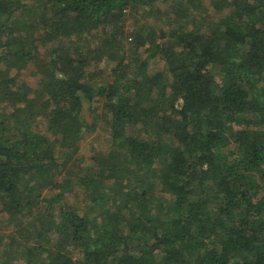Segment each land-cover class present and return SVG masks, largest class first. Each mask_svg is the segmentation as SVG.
<instances>
[{
  "label": "trees",
  "instance_id": "16d2710c",
  "mask_svg": "<svg viewBox=\"0 0 264 264\" xmlns=\"http://www.w3.org/2000/svg\"><path fill=\"white\" fill-rule=\"evenodd\" d=\"M20 261L264 264V0H0V264Z\"/></svg>",
  "mask_w": 264,
  "mask_h": 264
},
{
  "label": "rangeland",
  "instance_id": "374dc122",
  "mask_svg": "<svg viewBox=\"0 0 264 264\" xmlns=\"http://www.w3.org/2000/svg\"><path fill=\"white\" fill-rule=\"evenodd\" d=\"M166 6L165 4L163 3H160L159 4V7L158 9L159 10H162L164 9ZM141 11V13H137V17L138 18H141V20L143 22H140V25L137 24V22H135L133 19L129 18L127 19V21L125 22V28L127 30V33L128 35H132L134 31H132V26L135 24H137V27L135 28H138L140 29L141 27H144L142 30H149L153 27H156L155 24H153V22H156L158 23V21L156 20V15L154 14L153 16L151 14H146V7H142L139 9ZM129 11L128 9L126 10V12ZM213 11L211 10V13ZM199 18L200 19V16L198 17L196 14H194V18ZM135 23H134V22ZM152 22V23H151ZM94 40H98V37L95 36L94 37ZM133 40L127 36L124 38L123 40V50L125 52V58L126 59H129L132 54L136 51H139L141 53H144V48L142 46H140L139 48H134L133 49V44H132ZM42 52L44 50H41ZM90 65L94 66L93 70H97L99 72H102V73H106L108 72V69L110 70V68L114 65V62H106L105 59L103 60H100V61H95V60H92V62L90 63ZM164 66V62L162 60H160L159 58H154V59H150L149 60V69L150 71H153L155 68H158V69H161L162 67ZM31 69H25L22 73H20V76L19 78L22 79V80H27L30 84H34L35 81H36V78L37 76L34 75L33 73H31L30 71ZM108 75V74H107ZM88 109L87 107H85L84 110ZM87 112V110H86ZM105 138H106V133L100 128V123H99V126L96 128V129H92L89 131V133H86L85 136L83 137V140L81 141V144H80V153L83 154V156H87L88 153H90V151L94 148L96 149H99V148H106V143H105ZM68 198H67V201L70 202V201H74V196L69 193L68 194ZM5 217V215L3 216ZM19 259V258H17ZM20 263L22 264V261H20Z\"/></svg>",
  "mask_w": 264,
  "mask_h": 264
}]
</instances>
